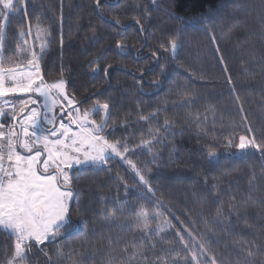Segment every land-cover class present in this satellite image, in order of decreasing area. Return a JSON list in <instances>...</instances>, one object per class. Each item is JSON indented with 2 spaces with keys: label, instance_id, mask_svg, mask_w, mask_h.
<instances>
[{
  "label": "trees",
  "instance_id": "obj_1",
  "mask_svg": "<svg viewBox=\"0 0 264 264\" xmlns=\"http://www.w3.org/2000/svg\"><path fill=\"white\" fill-rule=\"evenodd\" d=\"M101 3L26 0L7 22L4 55L16 58L21 31L30 27L32 36L24 38L38 45L37 24L46 29L51 43L42 75L65 80L82 109L109 103L107 132L130 146L127 160L148 184L116 157L99 169L74 170L73 227L34 247L28 264H127L121 249L131 252L133 243L144 245L148 259L131 264H162L161 256L167 264H191L178 231L190 247L203 240L219 264H264V156L235 147L241 135L264 142V0ZM170 39L177 41L175 54L160 47ZM157 128L158 143L150 132ZM210 148L219 163L209 164ZM142 208L151 229L164 221L170 226L141 239ZM13 245L0 232V261Z\"/></svg>",
  "mask_w": 264,
  "mask_h": 264
},
{
  "label": "snow or ice",
  "instance_id": "obj_2",
  "mask_svg": "<svg viewBox=\"0 0 264 264\" xmlns=\"http://www.w3.org/2000/svg\"><path fill=\"white\" fill-rule=\"evenodd\" d=\"M25 3L26 0H0V232L14 239L11 255L6 253V259L0 264H28V254L34 247L55 240L62 231L73 227L70 202L75 189L71 169H99L112 156L127 160L126 153L131 150L127 143L112 140V133L107 132L111 120L107 101H97L92 107L82 109L79 101L68 95L63 79L49 82L44 78L41 63L51 43L46 29L37 24L34 39L39 42L38 45H29L28 39L24 38L32 36L30 27L27 33L21 31L16 58L5 57L7 22L24 8ZM95 3L97 8L105 6L101 0H95ZM119 23L117 19L115 24L119 26ZM136 23L140 21L137 19ZM117 47L122 48L123 44L118 42ZM160 47L165 51L170 48L175 54L178 45L176 39H170L167 46L161 44ZM152 55L157 53L153 51ZM16 96L24 98L19 101L12 99ZM140 119L148 118L141 115ZM194 119L199 121L200 118L197 115ZM165 123L164 131L167 132L170 129L167 121ZM150 132L152 139L158 143L160 129H150ZM152 139L142 141V144L147 146ZM228 146H233L232 140L228 141ZM235 147L244 155L248 154V149H255L264 156V142H258L255 137L241 135ZM207 157L210 165L219 163L217 153L211 148ZM127 162L140 182L147 185L148 181L136 165L131 160ZM148 190L151 191V188ZM156 215L159 216V213ZM217 215H222L221 209H217ZM150 223L149 211L142 208L136 220V229L145 233L141 239H151L154 233L164 232L170 226L168 221H164L151 229ZM176 235L190 255L191 264H219L215 256L209 254L203 240L190 247V242L179 231ZM188 235L192 234L189 232ZM150 247L155 249L156 244L152 243ZM131 248V252L127 245L121 249L127 264L138 256L148 259L144 255L143 244L133 243ZM248 255L251 256L252 252L249 251ZM156 260L167 264L163 256L156 257ZM109 264L113 261L110 260Z\"/></svg>",
  "mask_w": 264,
  "mask_h": 264
},
{
  "label": "rangeland",
  "instance_id": "obj_3",
  "mask_svg": "<svg viewBox=\"0 0 264 264\" xmlns=\"http://www.w3.org/2000/svg\"><path fill=\"white\" fill-rule=\"evenodd\" d=\"M65 81V80H64ZM66 82V81H65ZM66 89H67V84H66ZM68 92V91H67ZM69 95V94H68ZM24 97L23 96H16V97H12V99H16V100H22ZM33 107H34V105H33ZM112 157H116V158H118V159H120L121 161H123L120 157H118V156H112ZM83 169V168H87V167H76V168H73V169H71L70 170V172L72 173L74 170H76V169ZM72 201V200H71ZM70 205H71V202H70ZM59 237V235L55 238V240L57 239ZM55 240H48V241H45V243L44 244H48V243H50V242H54ZM39 246H41V245H39Z\"/></svg>",
  "mask_w": 264,
  "mask_h": 264
},
{
  "label": "water",
  "instance_id": "obj_4",
  "mask_svg": "<svg viewBox=\"0 0 264 264\" xmlns=\"http://www.w3.org/2000/svg\"><path fill=\"white\" fill-rule=\"evenodd\" d=\"M74 201H75V195L73 196L72 201H71L70 211L72 210V206H73Z\"/></svg>",
  "mask_w": 264,
  "mask_h": 264
},
{
  "label": "flooded vegetation",
  "instance_id": "obj_5",
  "mask_svg": "<svg viewBox=\"0 0 264 264\" xmlns=\"http://www.w3.org/2000/svg\"><path fill=\"white\" fill-rule=\"evenodd\" d=\"M73 172L71 173V176H72Z\"/></svg>",
  "mask_w": 264,
  "mask_h": 264
}]
</instances>
